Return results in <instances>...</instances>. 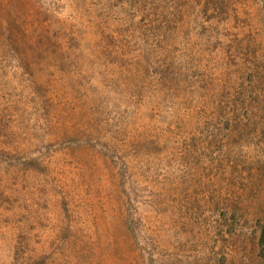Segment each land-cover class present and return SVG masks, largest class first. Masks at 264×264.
Here are the masks:
<instances>
[{
  "label": "rangeland",
  "instance_id": "rangeland-1",
  "mask_svg": "<svg viewBox=\"0 0 264 264\" xmlns=\"http://www.w3.org/2000/svg\"><path fill=\"white\" fill-rule=\"evenodd\" d=\"M253 113L264 0H0V264H264Z\"/></svg>",
  "mask_w": 264,
  "mask_h": 264
},
{
  "label": "trees",
  "instance_id": "trees-1",
  "mask_svg": "<svg viewBox=\"0 0 264 264\" xmlns=\"http://www.w3.org/2000/svg\"><path fill=\"white\" fill-rule=\"evenodd\" d=\"M254 116L250 119H248L247 122H245L244 124L238 122V123H235V131L237 132H241V131H245L247 130V132H249V130H251V132L248 134L249 137L252 136V135H256L257 137V141H254L252 142V145L253 146H259L262 142H264V116L263 117H256L255 116V113H253ZM248 138V136H247ZM261 166L262 165V168L264 169V157H263V160L260 158L258 160H256ZM235 169H236V166H235ZM228 212L230 213V215L228 213H223L222 216L225 217V222L228 223L229 227H232L231 226V217L233 218L234 217V212H235V209L234 207L232 206L230 211L228 210ZM228 218H229V222H228ZM230 231V229H229ZM259 243L260 244H263L264 243V227L260 230V236H259Z\"/></svg>",
  "mask_w": 264,
  "mask_h": 264
}]
</instances>
